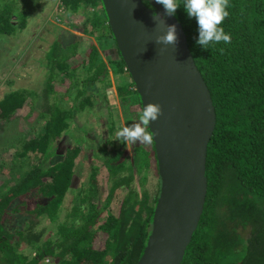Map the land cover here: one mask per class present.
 <instances>
[{"label": "trees", "instance_id": "trees-1", "mask_svg": "<svg viewBox=\"0 0 264 264\" xmlns=\"http://www.w3.org/2000/svg\"><path fill=\"white\" fill-rule=\"evenodd\" d=\"M45 1L0 0V37L21 34ZM61 2L66 14L85 16L70 24L82 35L102 40L103 50L90 42L85 62L72 66L77 36L66 44L58 37L45 54L43 86H10L0 99V122L14 121L26 106L29 113L37 110L31 122L39 121L0 148L2 157L18 143L8 168H1L15 171L10 183L0 184V264H137L159 194V183L153 196L144 187L152 166L157 170L154 145L129 146L113 139L121 128L118 112L130 126L138 122L142 106L102 1ZM229 4L221 26L231 42L207 50L196 44L198 26L182 2L173 16L215 117L206 153L205 202L183 264H264V0ZM67 137L74 144H65ZM83 143L88 158L101 163L92 162L86 182L75 189ZM100 171L107 184L103 196ZM115 194L121 200L116 214L111 210ZM72 195L78 198L73 205ZM23 200L31 201L28 206L24 202L26 213L18 212ZM98 233L106 237L102 243L96 240Z\"/></svg>", "mask_w": 264, "mask_h": 264}, {"label": "water", "instance_id": "water-1", "mask_svg": "<svg viewBox=\"0 0 264 264\" xmlns=\"http://www.w3.org/2000/svg\"><path fill=\"white\" fill-rule=\"evenodd\" d=\"M101 1L142 108L155 103L163 111L149 125L156 133L159 194L137 264H183L206 197L207 145L215 127L211 97L181 25L161 5L155 0H146L148 5L142 0ZM154 14L163 17L165 24L155 21ZM166 25H175V46L154 42Z\"/></svg>", "mask_w": 264, "mask_h": 264}, {"label": "rangeland", "instance_id": "rangeland-1", "mask_svg": "<svg viewBox=\"0 0 264 264\" xmlns=\"http://www.w3.org/2000/svg\"><path fill=\"white\" fill-rule=\"evenodd\" d=\"M54 1L57 3L60 0H46V3L43 4V10H39L32 16V18H28V24L26 28L23 29V32L17 37H0V99L2 98L3 94L9 90L10 86H29L31 88L38 89L43 86V83L46 80V70L43 67L44 63L46 62L45 54L52 42L57 40L58 37L64 44L70 41L72 36H77L78 42L81 41L79 44H77L76 55L71 58L72 66L80 67L83 62H85L87 59L86 56L90 51V45H88L90 42L98 46L100 50H103L100 47V45H104L102 40H96V38H94L95 40L93 41L91 39L92 37H88L84 34L82 35L76 29V26L70 23H64V21L66 22L68 20H72L73 17L70 15L64 13L61 20H57L55 18L54 12ZM80 17L84 18L85 16L80 15L74 17L73 20H78ZM83 36H87L88 38ZM111 42L112 41L110 40L108 43L111 44ZM101 53L105 56V52ZM9 81H13L14 83L10 85L8 83ZM36 111L37 110H33L31 113H29V107L26 106L18 111V116L14 121L9 123L0 122V148H3L6 145L9 146L10 143L13 144L15 139L18 138L20 134H23L24 132H30L31 124L36 123V125L39 126V121L31 122L35 116L33 113ZM118 115L119 117L116 121V125H120L121 127L125 126L123 121L124 116L120 111L118 112ZM74 138L77 141H83V137L74 135ZM113 139L116 140V137ZM65 144H74L73 138L67 137ZM17 147L18 143H15V147L13 146V148L6 149L2 157H0V184H8L11 182V176L15 169L9 168L8 172L2 171L1 168H3V166H5V170L8 168L9 162ZM92 162L97 166H99L101 163L97 159L93 158V160H91L88 158L87 146L85 143H83L78 156L76 173L75 176H73L72 183L75 189H79L80 184L86 182V176L88 174L89 166ZM98 179L104 188L102 196L106 195L107 188L105 187L107 184L102 171H100L98 174ZM137 179L138 177L136 178V181ZM157 183V170H155L154 166H152L149 176L144 183L145 189L152 196L157 192ZM140 188V186L137 187L138 190ZM116 194L120 195L119 192H116ZM116 194L114 197L115 200L113 201L114 203L111 206V210L114 214L118 213L121 202L120 198L118 199V197H116ZM69 199L71 205H73V203H77L78 201L77 195H72ZM29 200H23L21 205H18V212L26 213L24 209V202L27 201L26 204L28 206L31 202ZM19 215L20 214L15 213L16 217ZM243 235L247 236V231L243 232ZM96 240L98 243H102L106 240V237L101 233H98L96 235Z\"/></svg>", "mask_w": 264, "mask_h": 264}, {"label": "clouds", "instance_id": "clouds-1", "mask_svg": "<svg viewBox=\"0 0 264 264\" xmlns=\"http://www.w3.org/2000/svg\"><path fill=\"white\" fill-rule=\"evenodd\" d=\"M181 2L187 17L189 19L194 18L198 26L197 45L207 50L209 49V45L214 46L220 42L229 44L231 42L230 34H226L224 28L221 26L229 16V12L227 11L230 6L229 0H155V3L161 5L164 13L169 17L175 15L176 10L181 6ZM54 3L55 18L61 20L65 9L61 0L57 3L54 1ZM153 19L155 21L160 19L164 23L163 17L155 14ZM70 21H64V23H70ZM80 23H82V20ZM83 37L88 38L87 36ZM92 40L94 41V39ZM154 42L158 45L175 46L177 43L175 25H166L164 34L157 36ZM218 51L220 54H223L225 50L220 48ZM161 115H163V111L160 104L148 103L143 106L138 117V122L132 123L130 126H123L117 130L116 140L129 146L137 142L145 145L152 144L156 133L149 130V125L156 122Z\"/></svg>", "mask_w": 264, "mask_h": 264}, {"label": "crops", "instance_id": "crops-1", "mask_svg": "<svg viewBox=\"0 0 264 264\" xmlns=\"http://www.w3.org/2000/svg\"><path fill=\"white\" fill-rule=\"evenodd\" d=\"M46 58V57H45Z\"/></svg>", "mask_w": 264, "mask_h": 264}]
</instances>
